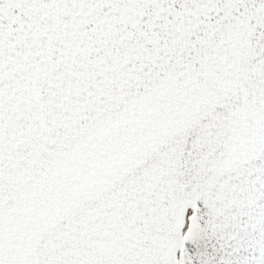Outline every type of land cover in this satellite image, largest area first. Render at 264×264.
Here are the masks:
<instances>
[{"label": "snow or ice", "instance_id": "6c2138e0", "mask_svg": "<svg viewBox=\"0 0 264 264\" xmlns=\"http://www.w3.org/2000/svg\"><path fill=\"white\" fill-rule=\"evenodd\" d=\"M0 264H264V0H0Z\"/></svg>", "mask_w": 264, "mask_h": 264}]
</instances>
